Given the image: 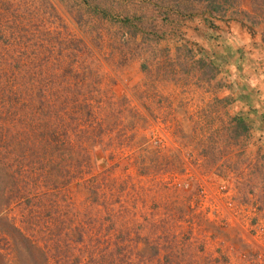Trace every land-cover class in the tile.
<instances>
[{
	"label": "rangeland",
	"instance_id": "374dc122",
	"mask_svg": "<svg viewBox=\"0 0 264 264\" xmlns=\"http://www.w3.org/2000/svg\"><path fill=\"white\" fill-rule=\"evenodd\" d=\"M2 1L4 51L37 55L53 45L79 64L53 77L31 70L34 80L6 71L0 112L14 87H29L35 103L44 88L80 101L97 88L117 119L87 125L89 117L68 114L72 146L55 163L44 153L19 158L0 137V264H90L83 245L99 234L139 245L146 253L136 263L264 264V109L256 98L264 92L247 83L245 57L264 54V25L249 14L250 0L214 13L223 0ZM14 121L12 134L31 140ZM83 147L89 163L77 159ZM96 180L113 182L114 212L82 191ZM63 242L81 250L68 259ZM172 243L186 249L176 261L170 250L148 251Z\"/></svg>",
	"mask_w": 264,
	"mask_h": 264
},
{
	"label": "trees",
	"instance_id": "16d2710c",
	"mask_svg": "<svg viewBox=\"0 0 264 264\" xmlns=\"http://www.w3.org/2000/svg\"><path fill=\"white\" fill-rule=\"evenodd\" d=\"M250 2L251 12H249V14L255 12L260 20L259 24L264 25V0H250ZM2 3L3 1L0 0V34L5 30L4 20H7L5 12H3V14L1 13ZM224 5L227 7L226 10L232 6L230 0H223L222 4L218 3L217 6H211V11L213 13L218 12L221 10V6L224 7ZM7 16L10 18L9 13ZM125 21L127 20H123L122 22L125 23ZM262 42L264 43V34L262 36ZM72 58L73 55L58 52V50L53 48V45L44 51L37 52V55H35L33 52H25V50L13 52L12 50L11 52L4 51L0 44V77H5L6 71L21 72L26 70L28 77L34 80L31 75V70L38 76L45 75V72L51 75L53 71H61L63 69V64L71 63V67L79 64L78 61L73 62L71 60ZM51 76L53 77V75ZM62 76V74L58 75L54 73V77L62 78ZM3 87L0 85L1 92L5 91V87ZM19 87L21 88V85ZM26 88H28V90H19L17 87L10 88V91L7 93L9 96L8 101L0 112L1 143H8L9 145H3V147L9 149L17 146L16 149L19 158H33L39 160L42 153L46 155V160L49 163H55L58 159L62 158L63 151H68L72 146L70 139L65 135V130L67 128L66 118L68 114H73L74 118L89 117L87 125L96 122V117L100 115H104L100 124L105 126H108L110 122H112V118L117 119L114 113H112L115 109V103L110 96L105 95L106 97L104 99L96 100L97 91H99L97 88L89 93L91 98L84 101L64 99L62 97L63 95L61 97L57 96L58 89L44 88L39 92V98L35 99L36 103L30 94L31 89L29 87ZM99 93L101 92L99 91ZM50 94L55 96V98L49 97ZM14 104L17 106V109H14ZM7 108L8 111L3 113ZM16 118L21 119L20 124L25 130L33 133L31 140L22 141L18 139L20 135L19 132L14 135L12 134V130L17 127L16 121H14ZM233 120L236 123L237 129H242L243 132H247L248 125L244 118L235 117ZM106 129L107 127H104V131ZM18 145L25 147L26 150L32 151L29 157H24V151H20L21 147ZM91 153V149L83 147L78 154V156L83 158L77 157V159L82 160L84 163H89L86 159L90 157ZM1 161L2 156L0 152V164ZM1 170L3 173H6V168H1ZM113 187L112 181L105 180L104 183H102L96 180L94 184L83 187L82 191L87 190L98 199L97 208H100V210H111L114 212L117 201L113 200ZM86 233H88V231L82 234V236L85 237L87 235ZM97 237H99V239L93 241L91 238L87 244L83 245L84 254L86 255L87 253V255H90V264H148L147 262L145 263L143 259H141L142 261H138V263L133 261L135 257L139 258L146 253L144 249H140L139 245L133 244L131 241H129L130 243L122 242L120 244H118V242H101V239L105 236L101 238V234H99ZM52 242L56 244L57 241L52 240ZM63 243L64 245L61 249L66 252L68 259H71V256H74L75 253L81 250L78 246L70 245L71 243ZM56 245L59 247L61 243ZM182 245L186 244L183 243ZM163 249L166 252L170 250L173 255H177L175 261L178 260L179 254L185 253L186 250L184 246L180 247L179 244L172 243L169 247L165 246L164 248H160L159 245L152 246L148 248V251L151 250L150 252H156L158 256ZM54 250L56 249L52 248V251ZM198 258L201 257L199 256ZM129 260H131V262H129Z\"/></svg>",
	"mask_w": 264,
	"mask_h": 264
},
{
	"label": "crops",
	"instance_id": "0c3cea01",
	"mask_svg": "<svg viewBox=\"0 0 264 264\" xmlns=\"http://www.w3.org/2000/svg\"><path fill=\"white\" fill-rule=\"evenodd\" d=\"M237 38L240 39L239 37H237ZM245 57H246L247 66L249 67V70H250V73H248L249 70H247V73H246V75L248 76L247 79H249V81H247V83L250 84V83L254 82V80H255V82L257 81L258 85L254 86V87H257V89H260L262 91L260 94H263V92H264V54L259 53L258 55H255V56H254V54H246ZM253 89L254 88H252V90ZM258 96L256 97L257 101L260 102V100L262 99V102H261V104H259V107L257 109L259 111H261L262 108L264 109V106H263L264 97L260 98L261 95H258ZM247 108L249 109V107H247ZM250 112H252V111L251 110L247 111L248 120H250L249 119ZM259 116L261 117V119L264 118V110H263V112L259 113Z\"/></svg>",
	"mask_w": 264,
	"mask_h": 264
}]
</instances>
